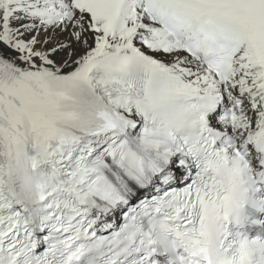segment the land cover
I'll list each match as a JSON object with an SVG mask.
<instances>
[{
	"label": "snow or ice",
	"instance_id": "obj_1",
	"mask_svg": "<svg viewBox=\"0 0 264 264\" xmlns=\"http://www.w3.org/2000/svg\"><path fill=\"white\" fill-rule=\"evenodd\" d=\"M0 264H264V0H0Z\"/></svg>",
	"mask_w": 264,
	"mask_h": 264
}]
</instances>
